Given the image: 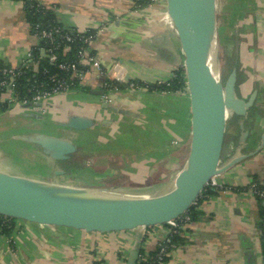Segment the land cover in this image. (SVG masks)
Wrapping results in <instances>:
<instances>
[{
  "label": "crops",
  "instance_id": "0c3cea01",
  "mask_svg": "<svg viewBox=\"0 0 264 264\" xmlns=\"http://www.w3.org/2000/svg\"><path fill=\"white\" fill-rule=\"evenodd\" d=\"M37 2L51 8L62 27L96 33L90 52L104 74L87 71L82 85L45 98L41 109L13 105L0 111V170L53 181L46 173L55 176L61 169L58 181L124 194L168 187L189 151L191 104L184 52L166 0ZM222 4L224 22L235 23L231 27L239 38L236 94L247 100L256 93L245 116H232L233 141L224 163L236 155L249 156L214 177L228 188L200 201L163 264H262V204L248 186L253 180L264 182V147L256 150L264 133V0ZM217 7L216 0V15ZM36 42L23 2L0 0V61L17 65ZM180 68L182 90L129 86L133 81L164 83ZM105 80L123 87L107 89ZM103 93L109 95L106 102ZM72 116L93 124L70 129L63 124ZM245 131L253 136L248 145H238L235 140ZM40 137L68 140L76 150L67 159L54 160L35 142ZM12 218L10 234L0 233V264H125L136 246L152 254L170 230L156 221L99 229Z\"/></svg>",
  "mask_w": 264,
  "mask_h": 264
},
{
  "label": "water",
  "instance_id": "95a60500",
  "mask_svg": "<svg viewBox=\"0 0 264 264\" xmlns=\"http://www.w3.org/2000/svg\"><path fill=\"white\" fill-rule=\"evenodd\" d=\"M166 2L184 52L191 104L189 151L170 185L148 194H124L105 187L48 181L0 170V213L99 229L122 224L164 223L184 213L212 177L249 156L236 155L219 164L227 119L231 115L245 116L256 93L247 100L237 96L235 67L222 80L216 0ZM92 124L91 119L72 116L63 125L83 130ZM34 140L58 161L67 159L76 150L75 144L61 138ZM263 147L264 133L256 150ZM54 174L61 176L64 171L57 169ZM138 254L136 246L129 252L125 264H136Z\"/></svg>",
  "mask_w": 264,
  "mask_h": 264
},
{
  "label": "trees",
  "instance_id": "16d2710c",
  "mask_svg": "<svg viewBox=\"0 0 264 264\" xmlns=\"http://www.w3.org/2000/svg\"><path fill=\"white\" fill-rule=\"evenodd\" d=\"M24 6L25 18L30 26L31 33H40L41 30H55L57 33L52 34L53 40H47L38 36L37 42L32 45L30 52L33 60L36 63L37 71L34 72L29 68L21 69L20 73L14 77L13 89L17 101H28L35 94L37 88L50 89L53 86L52 78L59 79L69 78V72L62 70L58 67L60 63H76L77 62V49L82 45L80 38L81 33L72 30L70 32L71 40L66 41L61 36L66 33L62 30V25L57 22L53 10L51 8L42 6L37 0H21ZM145 3L146 0H140ZM89 32V31H88ZM64 45H68L70 50L65 51ZM51 46L53 47V54L55 57L54 63H49L46 58L40 57V49ZM236 66V65H235ZM6 64L0 61V79L3 78V69ZM80 69H86L84 66H79ZM139 86H145L150 90H166L175 91L182 90L185 87V79L182 68L174 72L173 77L164 83L147 84L139 81H134ZM112 88H122L123 85L118 82L109 81ZM5 88L0 86V96L4 93ZM8 108L7 102L0 101V111H5ZM217 192L214 187L206 185L197 197L195 203L191 204L186 214L190 216L191 220L196 215V208L203 198L212 196ZM262 207V205H261ZM13 226L12 216L0 213V233L10 234ZM179 233L172 234V241L174 242ZM264 244V240H263ZM140 253V252H139Z\"/></svg>",
  "mask_w": 264,
  "mask_h": 264
},
{
  "label": "built area",
  "instance_id": "2783aa9c",
  "mask_svg": "<svg viewBox=\"0 0 264 264\" xmlns=\"http://www.w3.org/2000/svg\"><path fill=\"white\" fill-rule=\"evenodd\" d=\"M66 33L62 34V38L66 41L71 40L70 32L72 29H67L62 27ZM58 29L55 30H41L40 33H33L35 37L38 36L45 38L47 40H53L52 34L57 33ZM81 33L80 38L82 40V45L77 49V62L76 63H60L58 67L62 70L69 72V78H52L53 86L46 90L45 88H37L35 94L28 101H17L15 98V92L13 89L14 77L18 75L23 68H29L36 72L37 66L33 60L32 54L29 51L25 58H23L17 65L9 66L3 69V78L0 79V86L5 88L4 93L0 96L1 102H7L8 108H11L13 105H23L25 107H32V109H41V102L45 98H49L52 95L62 94L70 88L80 86L84 82L85 73L89 70H94L96 73L104 74L102 66L94 54H91V43L96 35L95 32L91 31H77ZM64 50H70L68 45H64ZM53 47L47 46L40 49V57L46 58L49 63H54L55 57L52 52ZM79 66H84L86 69H80ZM110 80H105L103 87L107 89H116L112 88ZM129 86L131 88H140L145 86H139L135 82H130ZM104 101H108L109 95L103 93L102 95ZM208 186L214 187L217 191L225 190L226 187L224 184L215 181L212 177L207 183ZM250 193L261 202L262 204V228H263V240H264V182L253 180L248 186ZM197 200V199H196ZM196 200L193 202L195 203ZM192 203V204H193ZM191 222V218L186 214V211L182 214H179L175 218L167 220L165 223L169 225L170 230L169 234L161 241L158 242L154 252L152 254L140 252L136 264H163L165 258L169 256L171 250L175 247L174 242L172 241V234L179 233V229L184 228L188 223ZM262 264H264V244L262 252Z\"/></svg>",
  "mask_w": 264,
  "mask_h": 264
},
{
  "label": "rangeland",
  "instance_id": "374dc122",
  "mask_svg": "<svg viewBox=\"0 0 264 264\" xmlns=\"http://www.w3.org/2000/svg\"><path fill=\"white\" fill-rule=\"evenodd\" d=\"M217 5H218V7H217V25H218L219 59H220L222 80L224 81L227 78L231 68L235 67V65L236 66L238 65L237 64L238 60H237V57H236L237 55H236V51H235L236 50L235 49V45H236V42H237V44L239 43V38H238V35L234 31L235 27L234 28L231 27V24H233V26H234L235 23L233 21H231V24L230 23L228 24V23L224 22V17H226V14L222 11V5H223L222 4V0H217ZM237 88H238V86H237ZM237 88L235 87V90ZM18 106H21V105L18 104ZM232 116L233 115H231L227 119L226 125H225V135L226 136L224 135L223 147H222V152H221L220 161H219L220 165L224 163L225 157L228 154V149L231 146L230 144H232L231 140L233 141V133H231V131H230V129L233 126L232 125L233 124ZM234 117H237V115H235ZM238 117L242 118L243 116H238ZM246 123H247V120H246ZM232 129H234V127ZM235 129H237V127ZM246 131H248L247 128H246ZM246 131L244 132V136L243 137L239 136L235 140L238 145H242L243 141L246 144L248 142H250V139L252 138L253 134L249 132V134L246 135ZM236 133H237V131H236ZM234 135H235V137L237 136L235 134V132H234ZM10 171L11 172H18V170H16L15 167H11ZM55 176L58 178L60 175H55ZM65 182H70V181H65ZM170 182L171 181H169L168 183H170ZM217 182H219V181H217ZM71 183L79 184L80 181H77V182L76 181H71ZM224 185H225V183H224ZM225 186H229V185H225ZM256 201L261 204V202L259 200H256Z\"/></svg>",
  "mask_w": 264,
  "mask_h": 264
},
{
  "label": "bare ground",
  "instance_id": "6f19581e",
  "mask_svg": "<svg viewBox=\"0 0 264 264\" xmlns=\"http://www.w3.org/2000/svg\"><path fill=\"white\" fill-rule=\"evenodd\" d=\"M172 21V20H171ZM174 25V24H173ZM178 36V35H177ZM25 164V163H24ZM178 164V163H177ZM47 172V171H46ZM22 176H26V177H33V178H37L36 176H34V175H23L22 174ZM46 177H49V178H51V179H53V181H58V179H57V177L56 176H54L52 173H46ZM64 181H66V180H64ZM77 182V181H76Z\"/></svg>",
  "mask_w": 264,
  "mask_h": 264
}]
</instances>
